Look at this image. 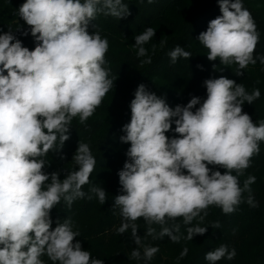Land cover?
<instances>
[{
    "label": "clouds",
    "instance_id": "1",
    "mask_svg": "<svg viewBox=\"0 0 264 264\" xmlns=\"http://www.w3.org/2000/svg\"><path fill=\"white\" fill-rule=\"evenodd\" d=\"M217 2L221 15L197 39L208 50L209 61L235 63L239 76L256 63L257 26L242 0ZM101 12L119 19L130 14L122 0H26L18 14L30 27L34 49L22 46L11 30L0 34V264H44V255L53 264H104L83 250L79 241L74 243L79 232L73 230L70 219L57 220L52 228L50 215L61 198L71 206L85 197L82 186L89 183L96 164L89 145L79 143L73 156L78 170L63 180L58 172L43 171L45 157L57 139L61 147L69 139L73 118L85 123L113 86L103 67L108 40L87 30ZM154 36L155 29L148 27L134 37L138 57L147 55L143 45ZM169 56L175 63L192 54L177 46ZM260 60L264 64V57ZM144 62L151 63V59ZM204 86L207 98L203 103L193 96L186 106L174 109L143 84L135 91L130 123L123 126L126 134L120 137L130 143L128 159L118 172L123 194L115 196L113 207L119 208L122 217L117 232L121 235L131 228L136 245L141 244L135 223L139 218L162 226L158 234L148 227L147 236H167L178 242L173 229L164 227L167 219L182 218L185 225H191L199 217L202 222L201 213L207 215L205 210L212 205L231 214L255 182L249 176L242 188L238 176L264 141V120L257 125L242 110L245 102L252 104L260 97L259 89L249 94L242 84L223 76L205 80ZM173 122L178 136L170 139L165 133L172 130ZM209 165L227 171L221 174ZM91 192L100 204L105 203L103 188L93 187ZM248 203L253 204L251 198ZM206 232L207 227L199 224L188 227L186 239ZM158 251L156 246L144 247L143 259L152 260ZM187 252L184 248L180 257ZM235 255V249L222 244L208 251L205 260L216 264ZM130 258H141L139 248Z\"/></svg>",
    "mask_w": 264,
    "mask_h": 264
},
{
    "label": "trees",
    "instance_id": "2",
    "mask_svg": "<svg viewBox=\"0 0 264 264\" xmlns=\"http://www.w3.org/2000/svg\"><path fill=\"white\" fill-rule=\"evenodd\" d=\"M25 2L0 0V34L11 30L21 40L22 46L33 50L36 42L30 34V27L18 14L19 7ZM186 2L122 0L123 4L128 5L129 15L119 19L101 12L89 22V34L99 32L102 38L108 40L109 48L103 67L108 70V78L113 80V86L85 123L81 124L79 117L73 118L69 139L62 147L57 139L55 147L45 157L47 163L43 171L48 174L58 172L59 179L63 180L70 171L78 170L73 156L79 143L89 145L96 164L89 183L82 186L85 197L76 199L71 206L61 198L50 215L52 228H55L57 220L63 223L65 219H70L73 230L79 232L74 243L79 241L83 250L90 251L93 258L102 260L104 264H209L205 254L222 244L227 245L229 250L235 249L236 255L232 260L222 258L216 264H264V141L259 143V153L251 158L250 166L238 176L242 188L249 176H254L255 182L250 185V192H243L242 202L233 213L226 215L219 207L212 205L205 210L207 215L201 213L204 217L202 222L199 217L191 225H185L182 218L167 219L164 227L173 229L180 238L178 242H173L167 236L162 239L147 236L148 227L155 228L158 234L162 226L148 225L143 218L135 222L138 225L137 235L141 237L140 245L134 242L131 228L121 235L117 232L122 217L119 208H114L113 204L115 196L123 194L118 172L128 159L126 152L130 147V143L122 142L120 137L126 134L122 128L130 123V103L139 85L143 84L148 91L165 98L166 103L174 109L177 105L186 106L193 96L199 97L203 103L207 98L204 81L223 76L242 84L249 94L259 89L260 97L252 104L245 102L242 110L257 125L264 120V64L260 60L264 57V0H242L255 20L259 41L253 53L256 63L249 64L239 76L235 74L238 68L235 63L227 66L221 64L219 59L209 61L208 50L197 39L201 32L207 30L208 23L221 15L217 0H198L178 20L179 8ZM148 27L155 29V36L143 45L147 55L138 57L134 37ZM169 30L173 32L167 34ZM25 31L29 32L27 36L23 34ZM177 46L189 51L192 57H181L173 63L169 53ZM149 58L151 63H145ZM174 129L173 122L172 130L165 135L170 139L177 137ZM209 167L213 171L219 170L221 174L227 171L219 166ZM233 175L237 173L233 172ZM47 183L50 180L45 188ZM93 187L105 190L106 201L103 205L91 192ZM249 198L253 204L248 203ZM216 223H219V228L212 227ZM197 224L207 227V232L195 235L192 240L186 239L187 228ZM176 225H179L178 232L175 231ZM146 246L159 248L150 261L143 259ZM136 248H139L141 258L131 259V252ZM184 248L188 252L181 258ZM41 259L44 264H53L47 255Z\"/></svg>",
    "mask_w": 264,
    "mask_h": 264
},
{
    "label": "rangeland",
    "instance_id": "3",
    "mask_svg": "<svg viewBox=\"0 0 264 264\" xmlns=\"http://www.w3.org/2000/svg\"><path fill=\"white\" fill-rule=\"evenodd\" d=\"M262 1V0H261ZM198 2V0H187L186 3H184L180 8H179V11H178V14H177V19H181V17L183 18V14L186 13V11L189 9V7H191L192 5L196 4ZM173 30H169L167 32V34H170L172 33Z\"/></svg>",
    "mask_w": 264,
    "mask_h": 264
}]
</instances>
